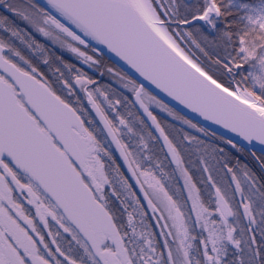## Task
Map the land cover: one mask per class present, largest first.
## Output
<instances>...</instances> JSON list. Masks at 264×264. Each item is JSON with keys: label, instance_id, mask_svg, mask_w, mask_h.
Segmentation results:
<instances>
[{"label": "snow or ice", "instance_id": "6c2138e0", "mask_svg": "<svg viewBox=\"0 0 264 264\" xmlns=\"http://www.w3.org/2000/svg\"><path fill=\"white\" fill-rule=\"evenodd\" d=\"M0 9L8 36H0V264H264V0H0ZM34 33L133 94L129 103L152 121L183 179L189 211L161 162L144 154L148 139L119 112L115 124L97 102L121 104L109 99L111 85ZM14 41L48 66L67 96L79 86L103 128L86 127L85 110L58 94ZM61 67L75 74L69 79ZM149 85L223 131L193 122ZM152 105L200 135L181 127L176 142ZM121 126L137 137L135 148L120 138ZM184 153L207 174L214 208L201 200ZM221 173L231 191L217 186ZM50 220L70 236L66 247Z\"/></svg>", "mask_w": 264, "mask_h": 264}, {"label": "trees", "instance_id": "16d2710c", "mask_svg": "<svg viewBox=\"0 0 264 264\" xmlns=\"http://www.w3.org/2000/svg\"><path fill=\"white\" fill-rule=\"evenodd\" d=\"M2 11L3 10L0 9V12H2ZM0 36H3L6 39L8 38L7 34L3 33V32H0ZM14 43H15V41H14ZM37 61H39V59ZM37 64L39 66H42V63L40 61ZM41 71L45 72L46 76H47V74L52 76V73H51V71H49L47 65H45V69L42 70V68H41ZM72 73H74V71L73 72L67 71L65 76L67 78L71 79V77L73 76ZM53 85L56 88L58 94L65 95L67 99L72 101L73 106L81 107L82 109L85 110V116L87 117L86 124H85L86 127H89L90 130L93 128H100L99 125L97 124V122L95 121V119L93 118V116L89 110V107L86 105L85 99L82 97V95L79 94V92H77V90H76V96L71 97V96H67V94H64L63 92L61 93V88H60L61 85H59L57 87V84L54 82H53ZM77 97L79 98V104H77ZM134 113H136L135 110H134ZM158 120L161 122V125L163 127H165V131L169 134L170 138H174L176 142H179L180 136H179L177 130L179 128H181V126L178 125L177 123H175L174 121H170L168 119L158 118ZM89 121H91V123H89ZM169 125H171V127H169ZM184 130L191 133L192 135H196V134H193L192 132L186 130L185 128H184ZM136 145H137V143H134V142L131 143V146L133 148H135ZM110 150H111L113 156L116 158V163L120 164V162L117 159L113 150L111 148H110ZM144 154L145 155H151L153 157L154 161L158 160L161 162V165H162L164 171L168 172L170 174V176L172 177V179L170 181H167V186L169 187V189L172 192L175 193L176 197H179L181 199L182 202L186 201V206H185L184 210L189 211V204H188L187 198H186L184 191H183L182 182L178 178V176L180 174H179V172L174 171L175 168L172 167L171 164L168 162V160L166 159V157H165L161 147L159 146V144L156 141H154V145L150 143V151L145 152ZM184 155H185L186 166L189 168V171L191 172V174L193 176V180L197 183V187L200 189L199 195H200L201 200L205 203L206 206H209L210 208H214L215 207V198H216L215 197V189L212 187V184L207 181V174L203 173L200 170V168L198 167V165L195 163L196 156L194 154L184 153ZM189 161H191V163ZM106 163H107V161H106ZM149 166H151V164L146 161L145 167H149ZM121 168H122V166H121ZM153 170L156 171L157 173L159 172L158 169L154 168ZM214 178L217 181V186H220L222 189H228V185L230 183V176L221 173L219 175H214ZM177 189H179V191H177ZM228 190L231 191V189H228ZM113 204L117 208L120 207L118 202H115V200H113ZM24 207H25V205H24ZM29 210L33 213V210H31V209H29ZM129 210H131V209H129ZM36 219H37V217H36ZM37 222L39 224V219H37ZM49 224H50V228L53 232H55L57 230H59L61 232V236L57 237V240L61 244L62 247H66L67 241L70 240V236L66 233H63V230L56 227V225H54L51 220L49 221ZM40 226H41L42 232L45 235L46 242L49 243V245L53 249H55V247L51 244L53 237L47 235L49 229L43 228L42 225H40ZM197 232H199V229H197ZM34 238H36V237L34 236Z\"/></svg>", "mask_w": 264, "mask_h": 264}, {"label": "rangeland", "instance_id": "374dc122", "mask_svg": "<svg viewBox=\"0 0 264 264\" xmlns=\"http://www.w3.org/2000/svg\"><path fill=\"white\" fill-rule=\"evenodd\" d=\"M17 23H20V22L17 21ZM21 27H23L22 24H21ZM34 35H35L36 39H37L40 43H43V44H45V45H47V44L53 45V44H51L50 41H48L45 37L41 36L40 34H38V33H34ZM15 44H16V46L21 50V52H22L27 58L32 59L34 65L38 66L40 69L42 68V70L45 69V65L42 64L43 67H42V66H39V65L37 64V63L39 62V61H37V60H38L37 57H35V56H34V55H33V54H32L27 48H25L23 45L21 46V44L19 43V41H15ZM53 46H54V45H53ZM54 47H56V49H58V50L61 52V54H63V55H69V54H70V52H68V51H66V50L59 49L57 46H54ZM20 63H21V66H23V67H27L26 65H23L22 62H20ZM47 78L49 79V81H52V82L56 83V84H57V87L60 85V84L57 82L56 77H54L53 75L51 76V75L47 74ZM117 84H118V83H117ZM118 87H119V89H121L122 86H121L120 84H118ZM60 88L62 89V86H61ZM124 89H125V88H124ZM76 90H77V92H79V94L82 95V97L85 99V93L82 92V91H80L79 86H76ZM124 92H126V94L129 96V98H131L132 95H133L128 89H125ZM65 93H66V90H65ZM101 100H103V99H101ZM103 101H104V100H103ZM104 106H105V108L107 109V111H109V113H110V110L106 107L105 104H104ZM150 110H151V111H152V112H153L158 118L168 119V120H170V121H174L175 123H177V124L180 125L181 127L185 128L186 130L192 132L193 134L200 135V134L197 133L194 129H190V128H188L186 125H182L180 121L174 120L172 117H170L166 112H164L163 110H161V109H160L159 107H157L156 105H152V106L150 107ZM125 111H126V110H125ZM110 115H111V118L113 119V112H111ZM121 116H123L124 118H126V116H127V120H129L130 122L133 123V126H134L136 132L141 133L146 139H148V145H149V149H150V143L154 145V141H155V139H152V138H149V137H148V133H149L150 131L148 130V128L146 127V125H144V124L141 125V124L139 123V119H140V118H139V116H138L136 113H134V109H133V107L131 106V103H129V108H128L127 111H126V114H121ZM114 120H115V119H114ZM116 124H117V125L119 124L118 119H117V121H116ZM121 130H122V133H123V134L121 135L123 141H125L126 143H129L130 145H131V143H133V142H134V143H137V137H136V136H132V135L127 134V133H126V129H124L123 126H121ZM151 135H152V134H151ZM152 137H153V135H152ZM85 175H86V174H85ZM178 178H179L180 181L182 182V186H183V179H182V177L179 175ZM183 191H184V194H185V196H186V198H187V201H188V204H189V209H190V207H191V200L188 199V190H187L186 188L183 187ZM17 194H18V190H17ZM21 202L25 205L26 209H31V210H33V213H35V207H34V205H28L26 200H21ZM37 219H39V218L37 217ZM52 223H53L54 225H56V227H58V225H57L54 221H52ZM53 246L55 247V245H53Z\"/></svg>", "mask_w": 264, "mask_h": 264}, {"label": "water", "instance_id": "95a60500", "mask_svg": "<svg viewBox=\"0 0 264 264\" xmlns=\"http://www.w3.org/2000/svg\"><path fill=\"white\" fill-rule=\"evenodd\" d=\"M108 55L109 56H113V54H111V53H109ZM113 59H116V58L113 57ZM119 64H120L121 67L124 68V70L126 72H128L129 75L133 76L134 78H136L140 82H145V81H143L142 77H139V75L137 73H135V71L133 69H131L129 66L124 64L123 61H120ZM149 88L153 92V94L157 95L159 99H162L165 103H167L169 105V107L175 108L177 111L181 112V114H183V115L187 116L188 118L192 119L193 122H198V123H200L203 126H210L213 129H217L219 131H223V129H219V126L211 125L210 122L204 121L203 118L199 117L197 114L192 113L189 109L184 108L177 101H174L171 97H168L166 93H163L159 89H156L155 86L149 85ZM133 102H134V99H133ZM88 104L91 107L92 114L96 118V120L99 123V125L101 126V128H103V123H102V121L100 119V116L97 114L95 108L93 107V105L89 101H88ZM134 108L136 109V111L139 114V116L144 120L146 125L151 130L152 134L154 135V137L156 138V140L159 143L160 147L162 148L165 156L167 157V160L169 161V163L175 168V165L170 162L171 158H170V156H168L167 147L164 144L163 138L160 136L158 130H156L155 126L152 124V121L147 117V114L144 113L143 109L140 108V106L138 104H135ZM105 135H107L106 131H105ZM107 139L110 142V144H111L116 156L118 157V159L120 161V164H121L123 170L125 171L126 175H130V173L127 172L126 165L124 164L122 157H120L119 149L117 148L115 143H111V137H107ZM133 183H135L134 180H133ZM136 187L138 189V185ZM138 194L142 195L141 193H139V191H138ZM145 203H146V201H145ZM148 211H149V213L151 212L150 209H148Z\"/></svg>", "mask_w": 264, "mask_h": 264}, {"label": "flooded vegetation", "instance_id": "af4514ba", "mask_svg": "<svg viewBox=\"0 0 264 264\" xmlns=\"http://www.w3.org/2000/svg\"><path fill=\"white\" fill-rule=\"evenodd\" d=\"M46 46H47L49 49L55 51L57 55H61V56H63V59H64V61H65L66 63L72 64V65H75L76 68H79V69H82V70L86 71V72L88 73L89 76H92V77L98 79L100 85H109V84L111 85V89H112V91L109 92V99H111V100H113V101H115L116 99H120V100H121V104H120V105H117V106L115 107V109H113L112 107H109L108 102H107L106 100H104V97H103V96L98 97V98H97V102L100 103V104L102 105L105 114H107L108 117H109L110 119H112L110 113L113 112V119H112V120H113V122H114L115 124H116V121H117V116H116V113H117V112H119L120 115H121V114H126V111H127V109L129 108V101H133V99H134V96H133V95H132L131 98H129V96L126 94V92H124L125 89H124L123 87H121V89H119L118 84H117V83H116L111 77H109V76H107V75H105L104 77H99V76L97 75V73H96L94 70L89 69L86 65H83V64H82V61H81L79 58H77V57L75 56V54L70 53L69 55H63V54H61V52H60L58 49H56V47H54L55 45L53 46V45L47 44ZM57 47H58V46H57ZM58 48H59V47H58ZM59 49H60V48H59ZM57 66H59V65H57ZM61 70H63V71L65 72V75H66L67 70L64 69L63 67H61ZM72 74L74 75L75 72L72 73ZM89 87L91 88V87H94V86H89ZM62 92H63L64 94H67V93H65V90H64V91L61 90V93H62ZM124 97H127V100H125ZM101 99H103L104 101L101 100ZM87 101H88V98H87V96H86V94H85V103H86V105L89 107V110H90V112H91V107L88 105V102H87ZM104 104H105L106 107L110 110V113H109V111H107V109L105 108ZM131 106H132L133 109H134V106H133L132 103H131ZM125 110H126V111H125ZM91 114H92V112H91ZM153 114H154V113H153ZM154 115H155V114H154ZM92 116H93V118L95 119V117H94L93 114H92ZM114 119H115V120H114ZM125 119H127V116H126ZM157 119H158V118H157ZM95 121L97 122L96 119H95ZM97 124H98V122H97ZM98 125H99V124H98ZM99 127H100V129H102L100 125H99ZM105 136H106V135H105ZM120 138L122 139V137H120ZM107 140H108V139H107ZM108 142H109V141H108ZM110 145H111V144H110ZM110 148L113 150L112 146H110Z\"/></svg>", "mask_w": 264, "mask_h": 264}]
</instances>
